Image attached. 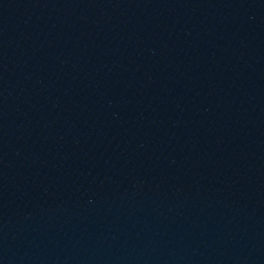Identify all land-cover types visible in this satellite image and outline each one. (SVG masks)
I'll list each match as a JSON object with an SVG mask.
<instances>
[{
	"label": "water",
	"instance_id": "95a60500",
	"mask_svg": "<svg viewBox=\"0 0 264 264\" xmlns=\"http://www.w3.org/2000/svg\"><path fill=\"white\" fill-rule=\"evenodd\" d=\"M0 264H264V0H0Z\"/></svg>",
	"mask_w": 264,
	"mask_h": 264
}]
</instances>
